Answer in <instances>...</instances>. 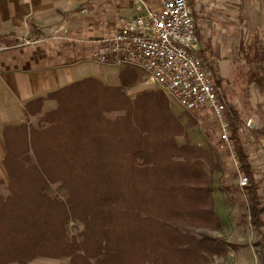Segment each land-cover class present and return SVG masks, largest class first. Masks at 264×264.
Returning <instances> with one entry per match:
<instances>
[{
  "label": "trees",
  "instance_id": "1",
  "mask_svg": "<svg viewBox=\"0 0 264 264\" xmlns=\"http://www.w3.org/2000/svg\"><path fill=\"white\" fill-rule=\"evenodd\" d=\"M196 36L198 40L197 29ZM239 53L245 66L264 68V51L248 47ZM209 67L225 101L239 167L249 180L244 189L226 188L228 201L232 204V193L245 195L248 221L264 252L263 198L246 135L240 132L242 120L227 103L217 68L212 63ZM249 78L264 83L263 74L250 72ZM104 87L93 78L73 83L47 97L57 108L40 118L38 128L28 122L5 128L8 195L0 193V264L64 255L66 227L73 220L102 231L98 239L105 250L115 234L123 246L118 253L133 250L139 264H211L214 257H225L229 245L189 232L221 229L212 179L204 167L211 152L177 145L183 126L162 91L144 94L143 103L151 105L156 117L153 125L146 126V112L145 122L135 123L130 115L110 122L99 100L108 95L115 102L126 98L123 87ZM88 93L96 97L97 110L89 109ZM43 101L29 104L26 115L39 114ZM142 107L137 102L135 109ZM260 119L264 121V106ZM261 127H254L258 135H264ZM58 183L67 194L64 201L50 195Z\"/></svg>",
  "mask_w": 264,
  "mask_h": 264
},
{
  "label": "crops",
  "instance_id": "2",
  "mask_svg": "<svg viewBox=\"0 0 264 264\" xmlns=\"http://www.w3.org/2000/svg\"><path fill=\"white\" fill-rule=\"evenodd\" d=\"M248 1L190 0L198 33L197 52L203 55V60L217 68L222 79L226 55L231 52L230 38L239 36L242 31V13ZM258 1L264 7V0ZM156 9L157 0H0V181H7L3 166L6 157L5 128L43 116L54 109L55 101L47 99L50 94L88 79L86 75L78 77L75 74L82 72L85 62L94 61L96 42L103 34L101 15L115 22H124ZM84 10L86 13H83ZM56 28H63L60 40L53 39ZM37 99H44L41 112L27 116V106ZM257 126H262L264 132V121L255 122ZM258 136L259 161L252 160V163L261 186L259 194L263 198L264 221V135ZM199 140L196 145L207 149L206 142ZM228 192L226 188H213L214 209L221 229L199 230L230 245V239L226 238L229 227L241 233L242 228L251 225L246 209L247 214L243 213V216L240 210H234L236 215L233 214L231 220L230 212L236 200L229 203ZM233 196L246 203L244 194L241 197L236 192L230 194V197ZM238 216L243 217L245 222L237 219ZM231 257L228 252L225 257L213 259L230 260Z\"/></svg>",
  "mask_w": 264,
  "mask_h": 264
},
{
  "label": "rangeland",
  "instance_id": "3",
  "mask_svg": "<svg viewBox=\"0 0 264 264\" xmlns=\"http://www.w3.org/2000/svg\"><path fill=\"white\" fill-rule=\"evenodd\" d=\"M243 9L242 31L239 36H232L230 38L231 52L226 55L224 62L226 68L222 75L221 85L227 97V103L233 105L238 110L242 124H245L247 119H252L254 123L261 120V108L264 106V83L260 84L251 81L249 74L250 72H254L258 77L259 75L262 76V74L264 76V68L257 66L252 70L245 66L243 64V57L239 53V48L247 49L248 47H253L255 50L264 51V7L258 0H249ZM23 42L26 44L25 40ZM227 71H229V76L227 75ZM85 75L88 78L98 80L99 83L107 88L123 87L122 91L126 99L115 102L109 95H105L107 99L99 100L101 104L99 106L107 111L105 118L110 122L124 119L126 115H130V120L132 118L135 123L143 120L145 122L146 117H143V112H146L145 114L147 115L146 126L153 125L156 122L151 105L143 103V99L146 92L159 93L161 90L150 82L148 75L142 69L134 66L109 67L100 65L95 61H87L82 65V72L75 74L78 77ZM91 94L94 95L93 93H88L89 96H84V98H87L86 102L89 109L97 110L98 103L96 97L91 98L93 97ZM111 96L113 95L111 94ZM168 100L171 111L177 116L183 126V134L176 137L177 145L183 146L188 143L191 146H197L196 143L200 141L199 139L205 141L208 146H206V150L211 152L212 158L211 162L209 160L205 161L204 167L212 179L213 188L235 190L238 185V173L227 154H222L217 149L218 129L211 112L188 113L177 102L171 99ZM137 102L143 105V109L139 108L138 111L135 109ZM56 108L57 103L55 102L53 110ZM41 117L30 118L28 119V123L38 128ZM43 127H46V125H43ZM245 135L246 146L253 162L259 161L260 145L257 144L258 133H255L253 128L247 129ZM150 137L157 138L154 134H151ZM0 193L4 197L8 195L7 181H4V185L0 188ZM50 195L60 201H64L67 197L65 190L60 187L59 183L51 187ZM231 198L236 200L233 202V207L231 208V220H233V214L236 215V210H240L242 216L243 213L247 214L245 202L242 199L238 201L239 197L233 196ZM66 230L68 239L67 244L64 245L67 247L64 255L37 257L24 264H139L138 256L133 250H127L126 247V250L124 249L125 252L118 253L122 242L120 240L118 242L115 234L110 239L109 249L105 250L104 245L99 243L100 239L98 238H100L99 234L102 231L99 232L98 228L85 227L83 223L73 220L69 222ZM226 231L227 234L229 232L226 238H229L231 241V244L227 246V253L230 252L232 257L230 260L215 261L213 259L211 264H264V252L257 245L258 236L253 227L247 228L245 226L240 230L241 233L238 230L231 229V227ZM189 232H193L196 235L207 234L203 230H189ZM207 232L209 231L207 230ZM102 247H104V250L100 252L98 249ZM8 264L19 263L11 262Z\"/></svg>",
  "mask_w": 264,
  "mask_h": 264
},
{
  "label": "built area",
  "instance_id": "4",
  "mask_svg": "<svg viewBox=\"0 0 264 264\" xmlns=\"http://www.w3.org/2000/svg\"><path fill=\"white\" fill-rule=\"evenodd\" d=\"M157 1L158 9L124 22H115L102 14L103 34L96 42L93 59L103 66L138 67L184 111H210L218 129L217 149L232 161L238 173V186L244 189L249 180L242 174L233 149L222 92L209 63L197 53L198 40L190 0ZM62 33L63 28H56L53 39L60 40ZM254 127L253 120L247 119L240 132Z\"/></svg>",
  "mask_w": 264,
  "mask_h": 264
}]
</instances>
